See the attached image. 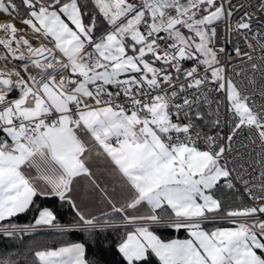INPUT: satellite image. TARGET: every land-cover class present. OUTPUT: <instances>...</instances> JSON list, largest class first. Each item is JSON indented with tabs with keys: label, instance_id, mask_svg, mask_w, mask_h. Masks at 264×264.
Returning <instances> with one entry per match:
<instances>
[{
	"label": "snow or ice",
	"instance_id": "1",
	"mask_svg": "<svg viewBox=\"0 0 264 264\" xmlns=\"http://www.w3.org/2000/svg\"><path fill=\"white\" fill-rule=\"evenodd\" d=\"M0 264H264V0H0Z\"/></svg>",
	"mask_w": 264,
	"mask_h": 264
},
{
	"label": "trees",
	"instance_id": "2",
	"mask_svg": "<svg viewBox=\"0 0 264 264\" xmlns=\"http://www.w3.org/2000/svg\"><path fill=\"white\" fill-rule=\"evenodd\" d=\"M28 218H24L21 222H27ZM165 235H169V234H174V233H164ZM184 233L181 232L180 236L183 238L184 237ZM36 239L38 240H42V241H47L49 243H56L59 242L62 238L58 235V234H54V233H45V232H41L36 236ZM68 239H76V237H68ZM30 242V239L26 238V243ZM107 258L109 261H111L113 259V254H106Z\"/></svg>",
	"mask_w": 264,
	"mask_h": 264
}]
</instances>
